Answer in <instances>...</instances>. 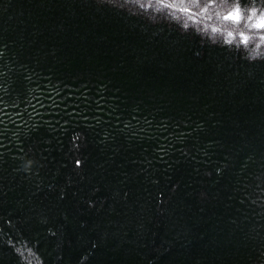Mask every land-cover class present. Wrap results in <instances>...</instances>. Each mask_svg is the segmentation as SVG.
Wrapping results in <instances>:
<instances>
[{
    "label": "trees",
    "instance_id": "16d2710c",
    "mask_svg": "<svg viewBox=\"0 0 264 264\" xmlns=\"http://www.w3.org/2000/svg\"><path fill=\"white\" fill-rule=\"evenodd\" d=\"M261 24L264 0H0V264H264Z\"/></svg>",
    "mask_w": 264,
    "mask_h": 264
},
{
    "label": "snow or ice",
    "instance_id": "6c2138e0",
    "mask_svg": "<svg viewBox=\"0 0 264 264\" xmlns=\"http://www.w3.org/2000/svg\"><path fill=\"white\" fill-rule=\"evenodd\" d=\"M182 11H186V9H181ZM231 19H233V20H236V19H238V16H232V17H230ZM261 27H264V24H261L260 25Z\"/></svg>",
    "mask_w": 264,
    "mask_h": 264
},
{
    "label": "rangeland",
    "instance_id": "374dc122",
    "mask_svg": "<svg viewBox=\"0 0 264 264\" xmlns=\"http://www.w3.org/2000/svg\"><path fill=\"white\" fill-rule=\"evenodd\" d=\"M206 26H209V25H206ZM210 29H212V28H210ZM227 37V35H225V38ZM228 38V37H227ZM259 48V47H258Z\"/></svg>",
    "mask_w": 264,
    "mask_h": 264
}]
</instances>
